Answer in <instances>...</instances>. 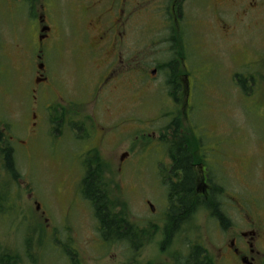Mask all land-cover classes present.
Returning <instances> with one entry per match:
<instances>
[{
	"label": "flooded vegetation",
	"instance_id": "af4514ba",
	"mask_svg": "<svg viewBox=\"0 0 264 264\" xmlns=\"http://www.w3.org/2000/svg\"><path fill=\"white\" fill-rule=\"evenodd\" d=\"M9 2L19 17L22 7L19 3L27 6L22 19L34 29L33 39L38 47L35 66L42 67L31 89V119L36 120L40 113L46 123L54 121L60 144L65 135L81 131L77 139L79 146L70 150L66 162L62 161L63 167L79 174V179L71 178L70 190L62 196H71L67 215L80 202L92 209L93 232L99 239L94 240V244H98L90 247V252L83 249L82 258L73 237L66 238L62 230L65 239L61 238L57 246L67 249L68 244L74 243L76 249L61 250V262L87 264L90 260L104 258L102 264H121L108 261L111 246H116L107 239V233L112 232L110 220L124 221L125 214L120 207L115 212L106 173L121 175L130 169L140 173L149 169L159 203L145 202L157 220L164 221L165 226H173L170 231L178 234L191 219L210 216L222 240L217 247H209L211 250L201 244H190L167 251L171 245H166L150 257H144L145 241L141 242V230L136 227L138 230L128 233L135 241L133 244L128 239V248L137 253L134 262L264 264V217L255 199L239 195L233 185L245 174L244 171L239 173L241 161L231 148L234 134L214 133L207 127L202 109L208 85L206 43L210 40L232 43L238 29L254 34L261 19L264 33V0ZM237 43L230 48L231 85L238 97L246 99L249 110L262 120L264 130V34L261 38H249L246 44ZM60 71H64V75H60ZM53 76L59 81H54ZM39 89L45 98L54 96L55 109L49 103L52 97L39 103L35 96ZM71 89L85 92L87 96L98 94L94 104L100 106L111 123L102 126L100 117L85 114L89 102L81 101L82 97L78 98ZM151 93L156 98L144 100L146 94L151 96ZM73 100L81 102L76 104ZM123 120L142 125L137 129L133 144L136 161L130 148L117 159L108 157L106 146L110 139L120 141L127 137L125 126L118 131L115 129V124ZM261 140L264 145V133ZM71 155L78 157L72 160ZM88 177H92L93 188L96 187L93 194L87 190ZM114 192L122 195L121 188ZM96 198L105 201L111 211L103 214L97 210L96 213ZM40 210V204L36 203V214ZM43 215L42 211L39 217ZM103 219L108 221L106 226L101 223ZM236 219L240 220V226ZM114 234L117 235L113 241L124 243L127 233H123L122 228ZM173 238L166 237L165 241L169 243ZM93 249L97 254L92 256ZM160 257L165 260L159 262ZM15 259L19 260L18 256Z\"/></svg>",
	"mask_w": 264,
	"mask_h": 264
},
{
	"label": "rangeland",
	"instance_id": "374dc122",
	"mask_svg": "<svg viewBox=\"0 0 264 264\" xmlns=\"http://www.w3.org/2000/svg\"><path fill=\"white\" fill-rule=\"evenodd\" d=\"M19 6H22L19 10L20 17L14 13L16 9L11 6L9 0H0V129L6 128L5 137L8 145L13 148L15 168L19 173L16 183L9 182L7 180L9 175L0 156V184L4 182L11 192L12 200H16L17 210L9 216L0 214V253L5 252L14 256L9 264H64L59 256L61 250L72 251L76 249L75 243L83 258L85 256L83 249L86 248V253L90 252V247L98 244H94V240L99 239L93 232L95 222L92 209L80 202L73 206L70 214L67 215L71 196L68 194L62 196L63 192L70 190V179L79 177L78 173L63 167L62 161L66 162L70 150H75L77 149L75 147L79 146L81 131H74L73 135L70 133L65 135L63 144H60L54 121L53 124L46 123V118H42L43 114L40 113L36 120L31 119V88L33 79L37 75V68L33 64L38 47L33 39V27L22 19L27 6L20 3ZM262 27L261 19L254 34L238 29L232 43L212 40L210 41L213 43H206L209 51L207 52L208 85L205 93L206 104L202 109L207 127L212 128L214 133L234 134L235 142L231 148L241 161L239 173L244 171L245 174L243 179L239 175V182H234L235 188H233L239 195H250L248 200L255 199L263 218L264 145L261 138L264 130L261 126L262 120L249 110L246 99L238 97L231 85L233 61L230 51L231 45L236 41L246 44L251 37L261 38L264 34ZM67 74L69 71L65 76ZM60 75H64V71H60ZM56 78L53 76L54 81H59ZM39 88L41 89V86ZM40 89L35 94L39 103H45L52 97L49 103L55 109L54 96L45 98L46 95L41 93ZM71 90L73 93L77 91ZM76 93L78 98L82 97L81 101L89 102L90 107L85 108V114L100 117L102 126L111 123L109 118L104 116L100 106L96 107L94 104L98 100V94L94 92L91 96H87L85 92ZM149 97L156 98L151 93V96L146 94L144 100L150 101ZM64 98L67 103H71L66 97ZM81 101H77L76 104ZM55 114L56 112L53 111L52 115ZM124 126L127 128V137L120 141L115 138L110 139V144L106 146L108 157L110 160L117 159L120 153L130 148L133 161H136L137 153L133 144L136 142L137 129L142 125L132 120H123L115 124V129L118 131ZM77 157L70 156L72 160ZM150 175L149 169L141 173L130 169L121 175L116 172L106 173L108 186L111 185L112 189L115 212H118L120 207L124 211L125 219L141 230L143 239H140L142 243L145 241L143 244L146 246L142 255L150 257L155 250H160L161 246L166 245H171L166 249L167 251L175 246L190 244H201L208 250H211L209 248L211 246L217 247L222 239L210 216L200 215L191 219L181 227L178 234L172 232L168 237V226L148 211L145 202L149 200L154 205L159 203L156 199L157 190L155 193ZM118 188H121V196L114 192ZM36 203L41 206L37 214ZM42 211L45 212V216L40 218L39 214ZM236 223L237 226L241 225L239 219H236ZM62 230L66 238L73 237L74 243L68 244L70 246L67 249L61 245L57 246L61 238L65 239L61 235ZM166 237L174 238L169 243H164ZM111 245L116 246H111V257L108 261L137 264L134 262L137 253L128 248L129 243L112 241ZM94 251L95 249L91 251L92 256L97 254ZM17 256L19 260L15 259ZM103 259L90 260L87 264H102ZM164 260L165 257L159 258V262Z\"/></svg>",
	"mask_w": 264,
	"mask_h": 264
},
{
	"label": "trees",
	"instance_id": "16d2710c",
	"mask_svg": "<svg viewBox=\"0 0 264 264\" xmlns=\"http://www.w3.org/2000/svg\"><path fill=\"white\" fill-rule=\"evenodd\" d=\"M5 133H6V128L0 129V156L3 159L6 173L9 175V178L7 180L9 182H12V183L15 182L16 183V181L19 178V173L17 172V170L15 168V163H14V158H13V155H14L13 148H11V146L8 145V141L6 140ZM87 180L90 181L87 185L88 192L92 193V194L95 193L96 187L93 188L94 185H93L92 177L91 178L88 177ZM95 183L101 185V182H95ZM3 184H0V214L4 215V216H9L13 212L17 211L15 208L16 207V200L15 199L12 200L11 192L6 188V185L4 182H3ZM94 208H95L96 213H98L97 210H99L103 214H106V212L111 211L107 207L106 202L105 201H99L98 198H96V200H95ZM101 223L104 224V226H106V224H108V221L103 219L101 221ZM120 228L123 229V233H127V236H126L127 241L124 240V243L125 244H126V242L128 243V239H131L133 241L132 243L135 244L134 238L133 237L130 238L131 235H128V233L134 232L138 229L135 226H133L126 219L124 221L120 220L119 218H115V219L110 220V230L112 232L107 233V239L110 242H112L117 235L114 233L117 232ZM172 228H173V226H169L167 229L168 237L172 234V231H170ZM164 243H167V242L165 241ZM3 253H4V255H3ZM0 254H1L0 264H9V261L11 259H14V256H10L9 254H6L5 252H2ZM190 258L192 259L191 262H193L195 260L193 255Z\"/></svg>",
	"mask_w": 264,
	"mask_h": 264
},
{
	"label": "bare ground",
	"instance_id": "6f19581e",
	"mask_svg": "<svg viewBox=\"0 0 264 264\" xmlns=\"http://www.w3.org/2000/svg\"><path fill=\"white\" fill-rule=\"evenodd\" d=\"M8 130H9V129H8ZM12 170H13V169H12ZM12 170H11V171H12Z\"/></svg>",
	"mask_w": 264,
	"mask_h": 264
}]
</instances>
